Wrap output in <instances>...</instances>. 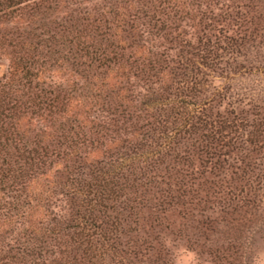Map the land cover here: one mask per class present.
<instances>
[{"label":"trees","instance_id":"1","mask_svg":"<svg viewBox=\"0 0 264 264\" xmlns=\"http://www.w3.org/2000/svg\"><path fill=\"white\" fill-rule=\"evenodd\" d=\"M263 16L264 0H0V264H132L147 247L120 235L149 205L260 206L264 116L216 110L214 80L244 68Z\"/></svg>","mask_w":264,"mask_h":264},{"label":"rangeland","instance_id":"2","mask_svg":"<svg viewBox=\"0 0 264 264\" xmlns=\"http://www.w3.org/2000/svg\"><path fill=\"white\" fill-rule=\"evenodd\" d=\"M250 35L246 60L237 57L238 66L244 68L234 75L237 68L222 64L221 74L226 78L214 80V85L222 88L216 110H232L249 121L264 116V20ZM6 70L7 61L0 60V76ZM235 92H240L239 96L232 95ZM263 156L252 155L254 167L260 169L255 172L262 177ZM250 191L260 206L247 214L240 210L222 212L219 199L207 192L165 214L149 209V205L137 217L129 218L126 234L120 235L121 248L126 249V244L139 250L147 247L143 251L147 254L132 264H264V185L251 183ZM105 262L120 264L109 259Z\"/></svg>","mask_w":264,"mask_h":264}]
</instances>
